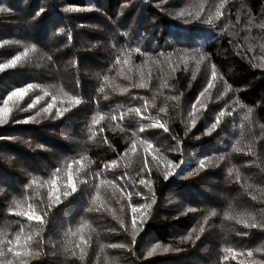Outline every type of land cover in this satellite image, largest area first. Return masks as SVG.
<instances>
[{"label":"trees","instance_id":"trees-1","mask_svg":"<svg viewBox=\"0 0 264 264\" xmlns=\"http://www.w3.org/2000/svg\"><path fill=\"white\" fill-rule=\"evenodd\" d=\"M0 121V264H264V0H0Z\"/></svg>","mask_w":264,"mask_h":264},{"label":"snow or ice","instance_id":"snow-or-ice-1","mask_svg":"<svg viewBox=\"0 0 264 264\" xmlns=\"http://www.w3.org/2000/svg\"><path fill=\"white\" fill-rule=\"evenodd\" d=\"M19 59H20V57H16V58H15L14 60H12L9 64H5L3 67H4V68L11 67V66L15 65L16 62H17ZM141 86H143V85H141ZM210 86H211V85H210ZM32 87H33L32 85H28V86H27V89H19V90H15V91H13V92L10 94V96H9L7 99L10 100V99H12L13 97H17L18 99L22 100L23 97H24V95L26 94L27 90L32 89ZM101 91H102V89H101ZM4 103L7 104V100H5ZM76 103L78 104L79 101L77 100ZM34 106H35L34 104L29 105V108L34 107ZM8 111H9V110H8L7 108H5V112H8ZM136 111L139 112V109H137ZM61 114H62V113H61ZM0 122H3V121H0ZM25 122H28V121H25ZM160 127H163V125H160ZM201 166L203 167V161L201 162ZM166 178H167V177H166ZM75 190H76V189L73 187L72 191L75 192ZM65 195H68V193H65ZM28 219H29V220L40 221V220H41V217H39V216H32V215H29V216H28ZM134 223H135V221H134ZM18 239H19V237H17V240H18ZM9 243H10V242H9ZM8 251L11 252L12 249L9 248ZM165 251H167V249H165ZM151 254H152V253L150 252L149 255H151ZM0 255H4V252L0 251ZM15 255H16L17 257H19V256L21 255V253L16 252ZM25 255H27V253H25ZM249 255H250V254H249ZM8 264H11V261H9Z\"/></svg>","mask_w":264,"mask_h":264},{"label":"rangeland","instance_id":"rangeland-1","mask_svg":"<svg viewBox=\"0 0 264 264\" xmlns=\"http://www.w3.org/2000/svg\"><path fill=\"white\" fill-rule=\"evenodd\" d=\"M252 262H255V260H244L241 264H251Z\"/></svg>","mask_w":264,"mask_h":264}]
</instances>
